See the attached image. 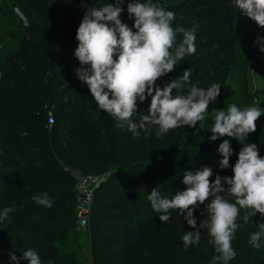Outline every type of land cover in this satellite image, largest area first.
<instances>
[{
    "label": "trees",
    "instance_id": "1",
    "mask_svg": "<svg viewBox=\"0 0 264 264\" xmlns=\"http://www.w3.org/2000/svg\"><path fill=\"white\" fill-rule=\"evenodd\" d=\"M15 1L23 14L37 24L29 27L35 42H29V46L22 45L26 41L16 44L0 28V70H5L0 83L14 82L16 73L22 80H35L39 76L42 83L35 86L39 103L33 110H21L0 100V212L7 207L16 208L8 220L0 222V264H15L10 260V252L17 256L19 264H28L21 257L29 248L38 252L41 264H60L62 260L55 258L56 247L74 251L68 253V264H82L75 253L79 247L77 225L80 222L75 198L76 176L72 169L83 174L107 175L95 188L89 217L91 230L97 231L98 236L93 242L94 264H132L133 257L134 264H221L211 260L217 253L209 243L206 228L200 229L198 245L184 247L183 235L186 231H196L199 222L206 220L203 215L195 210L196 228L187 224L186 213L182 215L179 210H170V220L161 222V214L152 209L148 195L157 187L162 196L170 199L184 185L185 170L209 166L213 170L212 178L217 173L221 176L230 173L219 168L222 159L219 144L227 139L233 150L243 145L229 137L210 142L212 113L227 108L233 101H239L240 108L253 105L246 87L234 86L224 75L219 96L210 102L206 119L196 127L182 126L161 136L156 135L153 127L150 133L141 130L140 136L134 139L126 126L116 127L117 121L112 116L97 109L87 85L77 79L75 69L80 65L74 50L78 45L75 38L78 23L70 24L61 11L50 18L36 19L28 10L26 0ZM128 2L125 0L121 5L124 11L120 19L132 27L127 14ZM184 3H190L199 12L206 11L200 12L205 14L206 29L202 34L205 40L233 37L240 44L238 56L241 58L254 48L255 39L243 32L248 17L239 12L232 0H182L169 9L179 14L185 8ZM229 23L237 27V35L226 31ZM223 52L219 48L205 49L193 56L191 72L198 76H192L191 81L204 90L218 83L220 76L213 71L217 70L215 62L224 56ZM22 53L31 59L42 54L40 59L46 61V69H38L37 60L30 59L28 66L25 61L23 64L32 74L21 70V66L13 69L15 65L11 67V63L21 61ZM191 64L187 59L178 62L175 71L157 84L163 87ZM25 87L34 90L30 84ZM10 89L18 90L17 87ZM140 106L138 102L140 112L134 117L137 121L140 115L147 114V108ZM50 109L54 118L51 126L48 124ZM168 134L173 138L169 147ZM253 141L260 142L259 154L264 156V115L257 121L256 132L249 133L245 143ZM231 158L230 164L235 162ZM44 192L52 200L50 208L32 200L33 194ZM237 223L242 227L232 242L238 243L241 251L238 264H264V236L258 249L248 243L250 235L259 230V223H264V216L257 213L245 225L241 215ZM142 257L145 261L139 263Z\"/></svg>",
    "mask_w": 264,
    "mask_h": 264
},
{
    "label": "clouds",
    "instance_id": "2",
    "mask_svg": "<svg viewBox=\"0 0 264 264\" xmlns=\"http://www.w3.org/2000/svg\"><path fill=\"white\" fill-rule=\"evenodd\" d=\"M232 3L258 27L264 28V0H232ZM123 4L124 0H114L99 8L87 9L76 30L78 45L74 57L80 65L75 69L77 79L87 85L97 109L112 116L117 121L116 127L126 126L134 139L140 136L141 130L150 133L153 127L157 136L182 126L196 127L206 119L210 102L219 96L221 85L212 83L207 90L198 87L199 84L191 81L189 68L163 87L157 84L175 71L178 62L195 54L196 27L174 28L175 13L152 0H129L127 14L134 21L129 27L120 19ZM180 34L182 39L178 41ZM254 43L264 53V37L257 35ZM149 97L147 114L140 115L137 121L134 117L140 112L138 102L143 103ZM262 115L264 110L258 105L240 108L235 103L213 111L210 142L229 137L243 145L233 166L229 140L219 144L218 153L222 156L219 168L231 167V176L222 177L217 173L213 181L209 166L185 170L182 180L185 190L175 192L170 199L162 196L157 187L148 195L152 209L161 214V222L170 220V210H179L182 215L186 213L184 219L192 228L197 226L195 210L210 201L206 205L208 218L199 222L196 231H186L183 235L185 249L198 245L200 229L206 228L209 243L217 253L213 259L229 264L236 257L232 240L242 227L237 223L241 215L245 225L257 213L264 216V156L259 154L256 143H245L248 134L256 132ZM32 200L46 208L52 206L47 192L33 194ZM15 210V206L4 208L0 222L8 220ZM262 236L264 223H259V230L250 235L248 243L258 249ZM9 256L19 264L15 254L10 252ZM21 259L28 264H41L38 252L32 248L24 251Z\"/></svg>",
    "mask_w": 264,
    "mask_h": 264
},
{
    "label": "rangeland",
    "instance_id": "3",
    "mask_svg": "<svg viewBox=\"0 0 264 264\" xmlns=\"http://www.w3.org/2000/svg\"><path fill=\"white\" fill-rule=\"evenodd\" d=\"M112 0H26V5L28 7V10L33 12L36 16L35 18H41V16H44L47 18L53 17L60 11L64 15L65 19L69 20L70 24H80L83 16L85 15L86 11L90 7H101L106 3H110ZM125 1V0H124ZM129 1V0H128ZM182 0H152L153 3H157L161 6H164L166 10L170 11V7L175 6V4H179ZM141 2H145V0H141ZM183 7L185 5V8L179 13L175 14L176 19L173 21V27L182 26L185 29H192L193 27H196V52L193 55L186 56L185 59L188 60L189 63H192L191 66H189V69L192 71V66H194V60L193 56H196L199 52H204L205 49H216L219 48L224 50L223 52V59L215 62V65L217 64L218 68L217 70L213 71V74H219L220 79L218 84H220V81H222V77L226 75L227 82L231 81V83L234 84V86L242 85L246 87V90L251 96V103L253 105H258L262 110H264V53H261L259 51L258 46H254L252 50H250L249 54L246 57H239L238 52H240V44H237V40L232 37V39L225 40L221 38H214L211 40H205L204 37H202L203 31L206 29V22L204 20L205 14L204 12H199V10H195L192 8L190 3H184L182 4ZM50 6V8L48 7ZM16 8L19 9L17 2L15 0H0V28L4 30V34L8 35L9 40L16 41V44H19L21 42H25L22 45L23 46H29L28 43L35 42V39L32 38L33 34L29 33V27L35 24V21L32 18H27V24L22 25L20 24V16L16 11ZM32 19V20H31ZM54 19V18H53ZM130 23L133 25L134 21L132 19L129 20ZM246 21H248L249 24H246ZM243 24V32L251 35L250 37L256 39L257 35L264 37V28H260L256 25L254 21H252L250 18H248ZM76 22V23H75ZM218 23V21H217ZM76 26H79V25ZM248 25V26H246ZM236 26L234 24L229 23L226 26V31H232L234 35H237ZM135 30V29H133ZM229 32V33H230ZM212 36V35H211ZM210 36V37H211ZM182 39V34L178 36V41ZM8 40V41H9ZM63 41L61 42V44ZM59 45V44H58ZM61 45H59L60 47ZM23 54V59L21 61H14L13 64L11 63V67L14 69L16 66H21V70L24 69V71L31 73V69L29 67L24 68L23 62H26V66H28V59L31 61H36V67L42 71H44L47 67L46 61L42 58L40 59L41 55L38 54L37 58L31 59L30 57H27L25 53ZM237 56H234V55ZM40 55V56H39ZM234 69H236L234 71ZM3 70V71H2ZM0 70V76L3 75L4 69ZM19 71V70H17ZM20 72V71H19ZM22 73V72H20ZM192 73V72H191ZM210 75L212 76V73L210 72ZM196 77L198 74H193L191 77ZM235 77V78H231ZM21 79L20 75L16 73V76H14V82H6V83H0V100L4 101V103L8 102L10 105H16L17 108H20L21 110H33L35 105L39 103L38 98V88H35V86H38L40 83H42L41 80H39V76L35 80L31 79ZM5 80V79H4ZM158 82V81H157ZM32 85L34 88H26V85ZM204 87L205 85L202 84ZM11 87H17L18 90L10 89ZM6 88V89H5ZM150 101L148 99L141 103V108L145 109L148 108ZM235 104H239V101H233ZM25 104V106H24ZM232 104V103H231ZM230 105V104H229ZM27 106V107H26ZM246 107V106H245ZM36 115H38L37 112H35ZM39 120V119H38ZM259 139V138H258ZM258 142V140H256ZM255 143V141H253ZM170 144H173V138L170 134H168V140L167 145L169 147ZM260 142L257 144L259 145ZM261 146V145H260ZM241 147H235L233 150V160H237L238 158V152ZM232 158H230V162ZM233 162L230 165L235 164ZM200 170V169H196ZM230 173L223 176H231L232 171L231 167L227 169ZM211 179L214 181L215 177ZM226 186V185H225ZM186 186L181 185L179 186L178 190L183 191L185 190ZM226 195V194H225ZM234 202V201H233ZM207 203L204 205H200L196 211L198 214L203 215L204 219L208 218V211H207ZM80 222V218H79ZM161 231V229H159ZM77 232L78 236L77 239L79 241V247L76 248L75 253L77 254V257L81 260L82 264H94L95 260V247H93V242L96 241L98 238L97 231L94 233L91 230L90 224L86 226H82L80 223L77 225ZM232 247L236 252V257L229 261V264H238V261L241 256V251L239 252V244L232 242ZM152 246L149 248L151 249ZM155 248V247H154ZM137 249V247H136ZM134 249V250H136ZM156 249V248H155ZM148 250V248H146ZM145 251V250H144ZM73 252L70 250V248H61L56 247V254L55 258L61 259L62 262L60 264H68L69 255L68 253ZM216 256V255H215ZM214 258V256L211 257V260ZM139 263H144L145 261L144 257L141 259L139 258ZM214 260V259H213ZM134 261H136V258L132 259V264H134Z\"/></svg>",
    "mask_w": 264,
    "mask_h": 264
},
{
    "label": "built area",
    "instance_id": "4",
    "mask_svg": "<svg viewBox=\"0 0 264 264\" xmlns=\"http://www.w3.org/2000/svg\"><path fill=\"white\" fill-rule=\"evenodd\" d=\"M54 122L53 112L49 110L48 124L51 126ZM76 176L75 198L76 209L80 224L86 226L89 222L91 207L94 198V191L106 178V174H83L72 169Z\"/></svg>",
    "mask_w": 264,
    "mask_h": 264
},
{
    "label": "water",
    "instance_id": "5",
    "mask_svg": "<svg viewBox=\"0 0 264 264\" xmlns=\"http://www.w3.org/2000/svg\"><path fill=\"white\" fill-rule=\"evenodd\" d=\"M16 11L20 16V24L26 25L28 21L26 16L23 14V12L20 9L16 8Z\"/></svg>",
    "mask_w": 264,
    "mask_h": 264
}]
</instances>
